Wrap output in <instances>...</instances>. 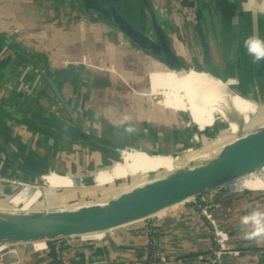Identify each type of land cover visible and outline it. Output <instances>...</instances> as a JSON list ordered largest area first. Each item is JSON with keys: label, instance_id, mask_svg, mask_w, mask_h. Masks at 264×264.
I'll return each instance as SVG.
<instances>
[{"label": "crops", "instance_id": "obj_1", "mask_svg": "<svg viewBox=\"0 0 264 264\" xmlns=\"http://www.w3.org/2000/svg\"><path fill=\"white\" fill-rule=\"evenodd\" d=\"M147 1L148 5L144 0L138 5L140 23L148 26L154 15L187 68L225 81L254 100L250 115L241 121L244 128L264 124V61H254L243 45L250 35L264 37V0ZM98 8L95 0H0V175L38 183L42 190L29 192L0 181V209L52 210L105 201L168 173L167 167H158L104 184L86 186L80 181L57 187L29 176L16 160L36 172L46 168L79 177L95 168L114 171L131 161L129 153L177 155L182 165L202 161L208 156L202 152L215 146L211 140L220 141L225 132L230 135L210 154L237 136L230 133V122L225 125L216 116L218 112L228 119L210 96V118L199 122L180 77L133 44ZM22 82L29 86L19 90ZM9 108L23 118L13 117ZM53 114L102 145L32 120ZM190 147L194 150L188 152ZM236 186L242 190L236 191ZM204 197L240 255L212 261V228L199 206L187 200L93 240L65 237L53 244L48 241V249L39 246L40 241L0 243V264H56V244L62 250L59 264L144 260L157 248L169 257L162 264H263L264 238L245 240L240 218L254 208L264 209V174L213 189ZM147 221L157 224L158 246L148 244L150 236L141 232Z\"/></svg>", "mask_w": 264, "mask_h": 264}, {"label": "water", "instance_id": "obj_2", "mask_svg": "<svg viewBox=\"0 0 264 264\" xmlns=\"http://www.w3.org/2000/svg\"><path fill=\"white\" fill-rule=\"evenodd\" d=\"M95 1L99 7L98 12L104 18L115 25L137 47L161 60L169 70L185 75L191 71L204 72L184 65L163 26L154 15L148 26L145 24L136 26L110 4V0ZM144 2L148 5L147 0ZM52 86L64 106L72 112L69 102L59 88L54 83ZM232 90L243 98L253 100L237 89ZM7 111L15 118H23V115L11 108ZM32 120L62 127L83 140L102 145L95 137L58 115L32 117ZM227 120L233 126L231 120ZM241 125L239 122L237 137L210 154L208 158L202 161L192 160L186 165L180 164L179 168L166 173L165 176L136 185L111 199L52 210L0 209V243L55 241L65 237L106 232L145 220L192 197L204 195L251 175H263L264 124L251 130L241 128ZM4 146L10 154L13 153L7 144ZM16 164L29 176L39 177L38 172L26 167L19 160H16ZM100 170L95 168L89 171L88 176L80 175L81 183L86 186L95 184L96 175ZM35 185L39 186L38 183Z\"/></svg>", "mask_w": 264, "mask_h": 264}, {"label": "bare ground", "instance_id": "obj_3", "mask_svg": "<svg viewBox=\"0 0 264 264\" xmlns=\"http://www.w3.org/2000/svg\"><path fill=\"white\" fill-rule=\"evenodd\" d=\"M177 74V73H176ZM184 82L191 103L192 109L196 114L199 122L208 120L209 117V100L210 96L215 103L222 108L225 116L231 120L235 130L238 129V124L245 120L251 112V100L237 95L229 86L228 83L220 79L214 78L208 73L191 71L189 74H177ZM239 115L240 117H237ZM131 161L120 163V168L114 171L101 169L97 176L98 184L109 183L118 177H127L128 175L143 174L148 170L156 169L158 167H167L166 172H171L180 167L177 160L171 159L169 155H155V156H138L129 153ZM170 169V170H169ZM114 172L115 174L112 175ZM39 177L43 180H48L52 186H76L80 184V180H74L67 176L58 173L46 174L38 172ZM110 176V177H106ZM260 175H251L247 178H258ZM246 179V178H243ZM240 179V180H243ZM238 180V181H240ZM33 188L39 187L29 184ZM43 246V242L38 243Z\"/></svg>", "mask_w": 264, "mask_h": 264}, {"label": "built area", "instance_id": "obj_4", "mask_svg": "<svg viewBox=\"0 0 264 264\" xmlns=\"http://www.w3.org/2000/svg\"><path fill=\"white\" fill-rule=\"evenodd\" d=\"M29 84L27 83H20L17 88L19 90L21 89H26L28 88ZM231 127L229 128L230 131L234 134H238L237 130H235V128L230 125ZM237 137V136H236ZM194 148L190 147L187 149L188 152L193 151ZM0 181L5 182V183H9L12 185H20L22 187H25L26 185L32 184L35 185L31 182L28 181H22V180H17L14 177H10V176H3L0 175ZM37 186V185H35ZM39 187V186H37ZM189 200L198 203L199 208H200V214L205 217V219L207 220V222L210 224L211 228H212V233H213V241H214V246L211 250L210 254V258L212 259V261L214 262H221L225 256L227 255H232V256H238L241 254V249L239 248H233L231 246L230 243V234L229 232L223 228L221 226V224H219V222L217 221L216 217H215V213L213 210V205L211 204V202L207 201L203 195L202 200L205 201L204 204H200L201 201L198 200V198L196 197H192ZM20 209H23V207H20ZM149 217L147 219L150 220ZM146 219V220H147ZM157 226V224H155L153 221H147V224L141 229V232L145 235L150 236L151 241L148 244H152L154 246H158V237L154 234L155 233V227ZM105 232H98V233H91V234H85V235H79L82 238H87L90 240L95 239L96 237H102L103 234ZM72 237H76V236H72ZM78 237V236H77ZM43 242V248H49L50 245L48 243V241H40ZM55 249L58 253V257H60V254L62 253L61 247L59 244H56ZM261 255L264 258V249L261 250ZM169 261V257L162 254L158 248L155 250V254L149 258L147 257V259H131V260H125L123 262H119V263H106V264H162V263H167ZM264 264V262H263Z\"/></svg>", "mask_w": 264, "mask_h": 264}, {"label": "clouds", "instance_id": "obj_5", "mask_svg": "<svg viewBox=\"0 0 264 264\" xmlns=\"http://www.w3.org/2000/svg\"><path fill=\"white\" fill-rule=\"evenodd\" d=\"M244 48L254 61H264V37L253 34L243 41ZM236 191H241L236 186ZM245 240H258L264 238V209L254 208L240 218Z\"/></svg>", "mask_w": 264, "mask_h": 264}, {"label": "rangeland", "instance_id": "obj_6", "mask_svg": "<svg viewBox=\"0 0 264 264\" xmlns=\"http://www.w3.org/2000/svg\"><path fill=\"white\" fill-rule=\"evenodd\" d=\"M139 2H140V0H115V7L118 9V11L121 13V14H123L128 20H130L132 23H134L136 26L138 25V26H140L141 25V21H142V17H141V15H140V17H139V14H140V12H139V10H138V5H139ZM156 89H158V88H156ZM158 98H162V96L161 95H156ZM219 114V115H218ZM220 116V118H221V123H224L225 124V122H226V118H224L223 116L221 117V114L220 113H216V116ZM237 117H240L239 115H237ZM228 121V120H227ZM228 123H229V121H228ZM230 124V123H229ZM242 125H241V128H243L245 125L243 124V123H241ZM226 125V124H225ZM224 127H226V126H223V131L222 132H224V131H226L227 130V128H224ZM226 134H227V132H225ZM230 133H232L231 131H230ZM225 134V136L224 137H222L221 139H220V141H217V139H215L213 142H212V140H211V143H213V144H215V146L217 145V144H219L221 141H225V140H228L229 138H230V135H226ZM233 134V133H232ZM216 138V137H215ZM214 139V138H213ZM223 142H221V143H223ZM214 145L212 146L211 145V147H210V150H208V151H203L202 153V155L203 156H209L210 155V153H211V148L212 147H215ZM199 154H201V152L199 153ZM177 156V155H176ZM176 156H174V157H176ZM208 156L207 157H205V158H208ZM148 172H150V171H148ZM137 175H139V174H134V175H130V176H137ZM129 177V176H128ZM141 176H139L138 178H140ZM34 184V183H33ZM20 188H22V186H20V185H18ZM23 189L25 190V191H33V192H37V191H40V192H42V190H41V188H39V189H36V188H33L32 186H30V185H26L25 187H23ZM29 199H30V197H28V201H29ZM36 199V198H35ZM25 201H27V200H25ZM30 207V206H29ZM27 209V208H26Z\"/></svg>", "mask_w": 264, "mask_h": 264}, {"label": "trees", "instance_id": "obj_7", "mask_svg": "<svg viewBox=\"0 0 264 264\" xmlns=\"http://www.w3.org/2000/svg\"><path fill=\"white\" fill-rule=\"evenodd\" d=\"M26 121H28L29 124H31V122H32V121L29 120V119L26 120ZM39 172L46 173V174H52V173H53L51 170L46 169V168H42ZM64 176H67V177L72 178V179H74V180H80V178H79L78 176H73V175H64ZM45 181L49 184V181H48V180H45ZM202 197H203V195H199V196L196 197V198H198L199 201H201L200 204H204V203H205V201L202 200ZM196 204L198 205V203H196ZM198 206H199V205H198ZM155 229H156V227H155ZM155 232L157 233V230H155ZM54 242H55V241H49L50 244H53ZM154 254H155V250L152 249V250L150 251L148 257L151 258ZM59 261H60V259H59L58 257H56L55 263H56V264H59Z\"/></svg>", "mask_w": 264, "mask_h": 264}, {"label": "flooded vegetation", "instance_id": "obj_8", "mask_svg": "<svg viewBox=\"0 0 264 264\" xmlns=\"http://www.w3.org/2000/svg\"><path fill=\"white\" fill-rule=\"evenodd\" d=\"M109 3L115 6V0H110Z\"/></svg>", "mask_w": 264, "mask_h": 264}]
</instances>
